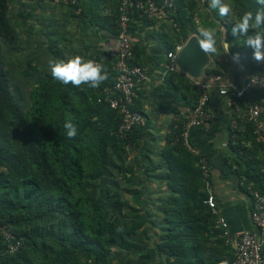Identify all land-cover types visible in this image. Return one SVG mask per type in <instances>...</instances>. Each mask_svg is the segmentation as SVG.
Listing matches in <instances>:
<instances>
[{"label":"trees","instance_id":"obj_1","mask_svg":"<svg viewBox=\"0 0 264 264\" xmlns=\"http://www.w3.org/2000/svg\"><path fill=\"white\" fill-rule=\"evenodd\" d=\"M188 2L192 13L193 0ZM233 2L241 6L242 12L255 5V0ZM79 7L81 14L77 17L86 18L97 31L103 28L97 11L83 6V0H79ZM181 7L176 5V15L172 17L177 25L175 42L186 39L187 15ZM7 10V0H0V49L2 40L13 38ZM115 17L116 21L117 7ZM115 21L111 25L115 26ZM107 28L115 33L114 28ZM228 35L231 43L244 48L250 75L259 73L252 62V50L243 45V38ZM173 44L167 42V49L173 50ZM232 47L230 44L231 51ZM137 52L134 47L133 57H138ZM131 64L136 65L134 58ZM103 65L108 79L95 90L84 85L79 89L62 86L46 74L30 91L29 108L15 100L10 79L0 66V226L6 225L21 244L15 254L9 255L0 237V264H114L112 247L133 251L134 245L126 241V236L145 226V219L139 217L127 225L108 216L102 198H96L90 186L110 176V154L122 157L129 147H139L146 128L133 127L123 138L119 137L121 118L103 102L99 92L114 83L111 67ZM172 75L180 87H188L178 73ZM190 86L195 89L193 108L199 92ZM133 110L142 115L137 99ZM69 120L78 132L72 139L66 137L63 129V123ZM182 125L183 122L171 126L166 138L162 153L168 168V196L162 209L164 228L159 241L144 249V258L162 257L158 264H232L233 250L219 238L217 216L203 204L207 194L198 159L189 154L180 140H175ZM247 129L248 151L240 143L238 130L231 133V150L246 165L242 172L245 185L264 195V174L256 163L259 154L264 161V140H257L251 122ZM132 168L126 167L122 172L132 174ZM136 201L140 204L138 197Z\"/></svg>","mask_w":264,"mask_h":264},{"label":"crops","instance_id":"obj_2","mask_svg":"<svg viewBox=\"0 0 264 264\" xmlns=\"http://www.w3.org/2000/svg\"><path fill=\"white\" fill-rule=\"evenodd\" d=\"M189 0H176V5L182 6L186 16V39L175 42L177 32L165 20H156L145 23L139 21L136 16L131 18L130 39L137 49L138 57L134 56L136 65H139L146 74V79L138 88L137 103L144 117V187L151 183L150 188L167 189V164L162 157L166 145V138L171 126L182 123L193 106L195 89L190 86L193 82L204 83L208 86L209 102L207 110L209 120L198 128H191L188 132V144L196 157L197 166L199 159L206 160L209 169L208 190L213 194L216 203L217 214L223 217L231 235L239 232H251L264 241V227L255 228L250 221L251 199L247 192L244 175L246 169L242 159L237 158L231 150V127L233 121H238L237 130L241 145L250 147V136L245 118L248 109L252 105L263 108L260 114L262 125L261 135L264 140V84L247 90L243 96L236 99L232 95L220 96L221 88H229L232 85L241 84L250 76L247 61L243 56L244 48L230 42L229 33L224 34V39L230 44L232 51L223 53L220 44L223 30L214 23L219 21L223 27L229 28L227 18L215 16L214 11H205L207 0H193V12L188 11ZM18 24L13 26L12 49L13 63L22 65L20 75L26 78L36 79L28 81L30 88L42 78H45L49 59H70L79 54L85 59L100 58L110 50L116 49V34L107 28H113L116 15L117 0H83V6L90 7L100 14L104 22L103 28H97L90 24L86 18L76 17L68 8L53 0H15ZM231 5V0H225ZM187 3V4H186ZM203 4V7L201 6ZM24 19L25 23L21 24ZM26 27L24 25L26 24ZM111 23H113L111 25ZM18 27V28H17ZM98 27V26H97ZM204 27H213L217 31V44L220 56H206L199 69L191 73L182 63L177 64L178 76L183 77L188 87L182 88L172 74L166 73V43L173 45H185L187 41L195 37L197 32ZM28 30V31H27ZM166 39H165V38ZM240 51V52H239ZM239 54V60L233 61L232 55ZM7 74L9 73L8 58H1L0 62ZM14 68V64L12 65ZM28 70H24L25 68ZM27 73V75H26ZM18 73L12 76L18 81ZM218 76L219 80L214 81ZM20 77V76H19ZM182 78V79H183ZM28 86V85H27ZM19 88V87H18ZM256 163L264 174V161L262 155L256 157ZM148 177V178H147ZM203 183V182H202ZM253 184V183H252ZM203 190L207 191L203 183ZM264 255V244H263Z\"/></svg>","mask_w":264,"mask_h":264},{"label":"built area","instance_id":"obj_3","mask_svg":"<svg viewBox=\"0 0 264 264\" xmlns=\"http://www.w3.org/2000/svg\"><path fill=\"white\" fill-rule=\"evenodd\" d=\"M53 1L68 8L76 17L80 16L79 0ZM176 11V0H117L118 17L113 27L116 34V49L110 50L99 60H92L109 65L115 74L113 77L114 83L111 86H105L99 92L103 97V102L107 103L109 108L116 111L121 118L118 128V135L121 138L130 132L133 127L144 125V117L133 110L138 88L144 83L146 74L139 65L131 64L134 48L130 39L131 18L136 16L139 21L144 19L148 21L165 20L177 31V25L172 18L176 15ZM181 47L182 45L177 44L173 50L167 49L165 52V69L168 75L178 72L175 58ZM252 62L260 72L250 75L241 84L221 88L219 90L220 96L232 95L239 99L247 90L264 84V61L257 62L252 59ZM218 80V76L214 77V81ZM193 85L199 92V98L184 118L180 135L175 140H180L181 145L194 154L188 144L189 129L202 127L209 120L210 115L207 110L209 102L208 86L199 82H193ZM262 111L263 108L259 105H252L245 115V118L253 124V134L259 141L263 140L261 135L262 125L260 123ZM237 122L233 121L231 133L237 130ZM199 173L201 181L207 189V196L203 204L217 216V227L220 231L219 238L224 241L225 246H230L233 250L232 264H264L263 244H260L262 240L256 234L245 231L231 235L226 220L217 214L215 198L208 190L209 169L206 160L203 158L199 159ZM247 192L251 199V211L249 213L251 224L257 229H262L264 227V195L251 186L247 187ZM0 237L7 254L12 255L19 250L20 241L15 240L6 225L0 226ZM258 244H260V247L257 250Z\"/></svg>","mask_w":264,"mask_h":264},{"label":"rangeland","instance_id":"obj_4","mask_svg":"<svg viewBox=\"0 0 264 264\" xmlns=\"http://www.w3.org/2000/svg\"><path fill=\"white\" fill-rule=\"evenodd\" d=\"M233 1V0H231ZM254 1V0H253ZM8 10L7 17L11 26H16L18 18L16 15V9L18 8L15 0H7ZM230 7L232 13L226 17V23L232 25L237 21L238 16L242 13L241 6L237 3L231 2ZM21 24H24V19L21 20ZM26 24L24 27H26ZM18 28V27H17ZM28 31V30H27ZM0 55L1 58H8V67L10 65L9 73H18V81L14 79L12 74H7L3 65L5 62L1 60L0 66L6 72L10 79V89L13 97L23 108H29L30 99L27 91L30 88V81L35 82L36 79L23 77L21 72L23 71L22 65L13 63V51L12 39L1 42ZM3 63V65H2ZM14 64V68L12 66ZM6 66V65H5ZM24 70H28L26 67ZM23 74V72H22ZM20 76V77H19ZM30 84H27V82ZM28 85V86H27ZM19 87V88H18ZM144 139L140 142L138 148H128L125 155L122 157H114L110 154V176L107 179L98 180L92 184L91 192L96 198H102L104 208L106 209L108 216H114L118 220L130 225L133 222L138 221L139 217H142L146 221V225L139 229L135 234L126 236V241L134 245V249L131 252L121 251L117 247L111 248V256L113 257L114 264H158L162 261V257L154 259V256L150 259L144 258V249L152 246L153 242H158L160 236H162V209L164 207L167 194L160 188L151 189V183L144 187ZM120 165H124L119 169ZM126 167H133V173H123L122 171ZM148 178V177H147ZM130 179L125 183L124 180ZM108 191L110 193H108ZM108 193V194H107ZM136 197L139 198V203L136 201ZM146 201V204L144 203ZM162 227V228H161Z\"/></svg>","mask_w":264,"mask_h":264},{"label":"clouds","instance_id":"obj_5","mask_svg":"<svg viewBox=\"0 0 264 264\" xmlns=\"http://www.w3.org/2000/svg\"><path fill=\"white\" fill-rule=\"evenodd\" d=\"M203 7V4L201 5ZM205 11H214L215 16L223 19L232 13V8L225 0H207ZM219 28L223 30L220 44L223 46V53L229 51L228 42L224 39L227 32L232 37L243 38V45L252 50V59L260 62L264 61V0H255V5L249 10L243 11L237 18V21L231 25L230 30L222 26L219 21H215ZM198 39L193 43L201 54L208 56H220L217 44V31L213 27H204L197 32ZM233 61L239 60V54L232 55ZM47 71L52 80L62 86L71 85L79 89L82 85L90 89H98L107 79L108 73L103 64L92 59H85L79 54L73 55L70 59H49ZM63 129L68 139L78 135L77 126L72 121H65ZM119 231V229H118ZM264 244V241H260ZM257 245V250L260 247Z\"/></svg>","mask_w":264,"mask_h":264},{"label":"water","instance_id":"obj_6","mask_svg":"<svg viewBox=\"0 0 264 264\" xmlns=\"http://www.w3.org/2000/svg\"><path fill=\"white\" fill-rule=\"evenodd\" d=\"M195 37L190 38L185 45L176 53L175 64L182 63L188 69H191V73H194L195 69H199L203 61H206V56L201 54L193 43Z\"/></svg>","mask_w":264,"mask_h":264}]
</instances>
